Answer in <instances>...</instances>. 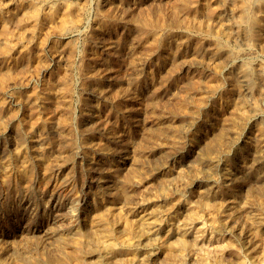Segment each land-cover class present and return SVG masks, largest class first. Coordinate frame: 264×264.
Here are the masks:
<instances>
[{"label":"rangeland","instance_id":"obj_1","mask_svg":"<svg viewBox=\"0 0 264 264\" xmlns=\"http://www.w3.org/2000/svg\"><path fill=\"white\" fill-rule=\"evenodd\" d=\"M5 1L0 0V264H264V25L257 33L260 44H246L236 20L246 0H208L198 8L204 1L110 0L114 11L107 16L103 0ZM30 2L42 6L35 21L27 15ZM220 10L228 17L223 30L212 18ZM225 39L234 40L233 53H226ZM241 68H248L254 82L245 88L234 76Z\"/></svg>","mask_w":264,"mask_h":264},{"label":"bare ground","instance_id":"obj_2","mask_svg":"<svg viewBox=\"0 0 264 264\" xmlns=\"http://www.w3.org/2000/svg\"><path fill=\"white\" fill-rule=\"evenodd\" d=\"M5 1V0H4ZM37 1V0H36ZM47 1H50V0H47ZM46 1V2H47ZM70 1V0H69ZM80 1V0H79ZM85 1V0H84ZM160 1V0H159ZM167 1V0H166ZM170 1V0H169ZM168 1V2H169ZM201 1H204L202 4H200V5H198L197 6V8L199 7V6H206L207 5V2H208V0H201ZM212 1V0H211ZM238 0H228V3H236ZM6 2V1H5ZM18 2H20L19 0H18ZM23 2V1H22ZM55 2V1H54ZM58 2V1H57ZM83 2V1H82ZM88 2V1H87ZM121 2V1H120ZM125 2V1H124ZM129 2V1H128ZM132 2V1H131ZM153 2V1H152ZM151 2V3H152ZM156 2V1H155ZM154 2V3H155ZM161 2V1H160ZM45 3V2H44ZM89 3V2H88ZM99 3V2H98ZM170 3V2H169ZM219 3H221V2H219ZM224 3H226V0L224 1ZM54 4V3H53ZM53 4H51V3H49L46 7L47 8H49L50 10L51 9H54V5ZM132 4V3H131ZM157 4V3H156ZM180 4V3H179ZM178 4V5H179ZM185 4V3H184ZM198 4V3H197ZM218 4V3H217ZM57 5V4H56ZM81 5V4H80ZM163 5H165L164 3H163ZM177 5V6H178ZM187 5V4H186ZM191 5V4H190ZM195 5V4H194ZM4 6V5H3ZM9 6V5H8ZM131 6V5H130ZM134 6V5H133ZM144 6V5H143ZM175 6V5H174ZM184 6V5H183ZM189 6V5H188ZM214 6V5H213ZM233 6V5H232ZM237 6V5H236ZM5 7H6V5H5ZM20 7V6H19ZM103 7L105 8V11H104V14L103 15H105L106 14V16L107 15H111V14H113V12H112V4H111V1L110 0H103ZM137 7V6H136ZM142 7V6H141ZM163 7V6H162ZM27 8V7H26ZM41 8H42V6H41V4H39V3H37V2H30L29 3V7H28V9H27V15L29 16V20H31V21H35V19L38 17V15H39V12H40V10H41ZM88 8V7H87ZM156 8V7H155ZM161 8V7H160ZM174 8V7H173ZM222 8V7H221ZM17 9V8H16ZM15 9V10H16ZM96 10V9H95ZM139 10V9H138ZM161 10V9H160ZM9 11V10H8ZM92 11V10H91ZM114 11V10H113ZM203 11H204V9H203ZM218 11V10H217ZM24 12V11H23ZM155 12V11H154ZM181 12V11H180ZM233 12V11H232ZM7 13V12H6ZM85 13H86V10H85ZM101 13V12H100ZM108 13V14H107ZM186 13V12H185ZM226 13V12H225ZM11 14V13H10ZM16 14V13H15ZM126 14V13H125ZM147 14V13H146ZM175 14V13H174ZM193 14V13H192ZM202 14V13H201ZM206 14V13H205ZM223 13H222V11L220 10V12L217 14V15H214V16H212V18L214 19V21H215V25H214V27L216 28V27H219V28H221L222 29V27H224V29H226L225 27L228 25V17L227 18H225V17H223V15H222ZM20 15H22V14H20ZM88 15V14H87ZM143 15V14H142ZM194 15V14H193ZM212 15V14H211ZM210 15V16H211ZM18 16V15H17ZM90 16H91V14H90ZM102 16V15H101ZM118 16V15H117ZM134 16V15H133ZM208 16V15H207ZM105 17V16H104ZM198 17V16H197ZM206 17V16H205ZM110 18V17H109ZM112 18V17H111ZM170 18H172V17H170ZM2 19V18H1ZM16 19V18H15ZM20 19H21V17H20ZM59 19V18H58ZM77 19V18H76ZM75 19V20H76ZM108 19V18H107ZM154 19V18H153ZM174 19V18H173ZM181 19V18H180ZM187 19V18H186ZM195 19V18H194ZM17 20V19H16ZM37 20V19H36ZM52 20H53V18H52ZM89 20V19H88ZM87 20V21H88ZM103 20V19H102ZM148 20V19H147ZM230 20H232V18L230 19ZM237 21H238V23H239V25L242 27V29H243V38H245V41H246V44L250 41L251 43H253V44H260L259 42H260V40H259V36L257 37V33L263 28L262 26L264 25V0H249V1H244V2H241L240 3V6H239V9H238V14H237V19H236ZM14 21V20H13ZM39 21V20H38ZM73 21H74V19H73ZM126 21V20H125ZM166 21V20H165ZM180 21V20H179ZM184 21H186V20H184ZM15 22V21H14ZM42 22V21H41ZM81 22V21H80ZM3 23H6V22H3ZM72 23V22H71ZM75 23V22H74ZM84 23V22H83ZM115 23V22H114ZM142 23V22H141ZM206 23V22H205ZM232 23H234L233 21H232ZM22 24H23V22H22ZM69 24V23H68ZM81 24V23H80ZM88 24V23H87ZM135 24V23H134ZM197 24H198V22H197ZM203 24V23H202ZM235 24V23H234ZM3 25V24H2ZM11 25L14 27V25L12 24V22H11ZM41 25V24H40ZM67 25V24H66ZM74 25V24H73ZM107 25V24H106ZM114 25V24H113ZM125 25V24H124ZM145 25H146V23H145ZM155 25H157V24H155ZM162 25V24H161ZM167 25V24H166ZM187 25V24H186ZM185 25V26H186ZM191 25H193L192 23H191ZM7 26V25H6ZM21 26V25H20ZM135 26V25H134ZM133 26V27H134ZM169 26V25H168ZM195 26V25H194ZM199 26V25H198ZM208 26V25H207ZM111 27V26H110ZM139 27V26H138ZM167 27V26H166ZM210 27H211V25H210ZM213 27V26H212ZM213 27V28H214ZM12 28V27H11ZM18 28V27H17ZM105 28V27H104ZM126 28V27H125ZM150 28V27H149ZM154 28V27H153ZM176 28H177V26H176ZM175 28V29H176ZM202 28V27H201ZM206 28V27H205ZM209 28V27H208ZM233 28V27H232ZM14 29H16V28H14ZM94 29V28H93ZM111 29H113V28H111ZM129 29H130V27H129ZM198 29L199 30H201L199 27H198ZM204 28H202V30H203ZM209 29H211V28H209ZM229 29V28H228ZM231 29V28H230ZM229 29V30H230ZM2 30H3V28H2ZM10 30V29H9ZM18 30H19V28H18ZM70 30V29H69ZM72 30V29H71ZM90 30V29H89ZM92 30V29H91ZM145 30V29H144ZM149 30V29H148ZM157 30V29H156ZM163 30V29H162ZM192 30H193V27H192ZM197 30V29H196ZM198 30V31H199ZM217 29H215V31H216ZM220 30V29H219ZM223 30V29H222ZM21 31V30H20ZM124 31V30H123ZM166 31V30H165ZM181 31V30H180ZM179 31V32H180ZM197 31V32H198ZM225 31V30H224ZM231 31V30H230ZM7 32V31H6ZM17 32H19V31H17ZM67 32V31H66ZM83 32V31H82ZM92 32V31H91ZM94 32V31H93ZM100 32H101V30H100ZM136 32V31H135ZM145 32V31H144ZM150 32V31H149ZM163 32V31H162ZM202 32V31H201ZM209 32H211V31H209ZM209 32H205V35H208L209 34ZM227 32V31H226ZM23 33H24V31H23ZM22 33V34H23ZM34 33H36V32H34ZM106 33V32H105ZM126 33H127V31H126ZM165 33V32H164ZM176 33V32H175ZM183 33H185V32H183ZM182 33V34H183ZM212 33V32H211ZM234 33H235V31H234ZM58 34V33H57ZM72 34V33H71ZM75 34V33H74ZM147 34V33H146ZM180 34V33H179ZM227 34H228V32H227ZM263 34V33H262ZM3 35V34H2ZM17 35V34H16ZM18 35H21V33H19ZM90 35V34H89ZM142 35V34H141ZM149 35V34H148ZM159 34L157 33V36H158ZM164 35V34H163ZM204 35V36H205ZM213 35H215V34H213ZM236 35V34H235ZM261 35V34H260ZM27 36V35H26ZM47 36H49V35H47ZM113 36H115V35H113ZM121 36V35H120ZM134 36V35H133ZM147 36V35H146ZM216 36H217V34H216ZM22 37V36H21ZM58 37V36H57ZM76 37V36H75ZM93 37V36H92ZM112 37V36H111ZM124 37V36H123ZM154 37H156V36H154ZM172 37V36H171ZM180 37V36H179ZM207 37V36H206ZM220 37V36H219ZM27 38V37H26ZM60 38V37H59ZM83 38V37H82ZM152 38V37H151ZM158 38V37H157ZM220 38H223V36L222 37H220ZM238 38V37H237ZM236 38V39H237ZM24 39H25V37H24ZM32 39V38H31ZM46 39H48V38H46ZM92 39V38H91ZM173 39H175V38H173ZM3 40L5 41V42H10L11 41V37L10 36H8V35H5L4 37H3ZM26 40V39H25ZM161 40V39H160ZM183 40V39H182ZM187 40V39H186ZM218 40V39H217ZM244 40V39H243ZM86 41V40H85ZM84 41V42H85ZM110 41V40H109ZM117 41V40H116ZM187 41H189V40H187ZM209 41V40H208ZM233 41L234 40H228V39H225L224 40V42H227V44H226V48H225V51H226V53H233L232 52V47L230 46V44H229V42L230 43H232L233 44ZM241 41V40H240ZM244 41V42H245ZM264 41V40H263ZM23 42V41H22ZM92 42H95V43H98V41H97V37H94L93 38V40H92ZM148 42V41H147ZM149 42H151V41H149ZM154 42V41H153ZM197 42V41H196ZM235 42H236V40H235ZM30 43V42H29ZM74 43V42H73ZM81 43V42H80ZM86 43V42H85ZM129 43V42H128ZM131 43V42H130ZM136 43V42H135ZM143 43V42H142ZM161 43H162V41H161ZM182 43V42H181ZM186 43V42H185ZM184 43V44H185ZM144 44V43H143ZM151 44V43H150ZM180 44V43H179ZM189 44V43H188ZM244 44V43H243ZM160 45V44H159ZM176 45V44H175ZM178 45V44H177ZM221 45H222V43H221ZM220 45V46H221ZM242 45V44H241ZM245 45V44H244ZM40 46V45H39ZM45 46V45H44ZM65 46V45H64ZM78 46H79V44H78ZM93 46H94V44H93ZM130 46V45H129ZM135 46H137V44L135 45ZM196 46V45H195ZM200 46H202L201 44H200ZM207 46V45H206ZM224 46V45H223ZM254 46V45H253ZM7 47V46H6ZM134 47V46H133ZM181 47H182V45H181ZM248 47V46H247ZM46 48V47H45ZM85 48H87V47H85ZM96 48V47H95ZM128 48V47H127ZM154 48V47H153ZM164 48V47H163ZM203 48V47H202ZM207 48V47H206ZM250 48H252V47H250ZM1 49V48H0ZM13 49V48H12ZM25 49V48H24ZM82 49V48H81ZM241 49V48H240ZM258 49V48H257ZM5 50V49H4ZM47 50V49H46ZM74 50V49H73ZM72 50V51H73ZM83 51H84V49H82ZM129 50V49H128ZM196 50V49H195ZM202 50V49H201ZM204 50V49H203ZM215 49H213V51H214ZM220 50V49H219ZM236 50V49H235ZM12 51V50H11ZM103 51V50H102ZM112 51V50H111ZM110 51V52H111ZM114 51H116V50H114ZM171 51V50H170ZM185 51V50H184ZM209 51V50H208ZM212 51V50H211ZM245 51V50H244ZM243 51V52H244ZM256 51V50H255ZM1 52V51H0ZM7 52V51H6ZM43 52V51H42ZM88 52V51H87ZM91 52V51H90ZM156 52V51H155ZM215 52V51H214ZM242 52V53H243ZM253 52V51H252ZM8 53V52H7ZM21 53V52H20ZM73 53V52H72ZM106 53V52H105ZM136 53V52H135ZM134 53V54H135ZM138 53V52H137ZM160 53V52H159ZM191 53V52H190ZM221 53V52H220ZM222 53H223V51H222ZM238 53V52H237ZM247 53H249L248 51H247ZM251 53V52H250ZM254 53V52H253ZM259 53V52H258ZM263 53V52H262ZM0 54H2V53H0ZM24 54V53H23ZM34 54V53H33ZM40 54V53H39ZM45 54V53H44ZM54 54V53H53ZM70 54V53H69ZM116 54V53H115ZM173 54V53H172ZM198 54V53H197ZM201 54V53H200ZM199 54V55H200ZM218 54V53H217ZM235 54V53H234ZM239 54V53H238ZM264 54V53H263ZM3 55V54H2ZM1 55V56H2ZM110 55H111V53H110ZM136 55V54H135ZM135 55H134V57H135ZM159 55V54H158ZM188 55V54H187ZM213 55V54H212ZM5 56V55H4ZM21 56V55H20ZM30 56V55H29ZM90 56V55H89ZM103 56V55H102ZM109 56V55H108ZM147 56V55H146ZM189 56V55H188ZM251 56H253V55H251ZM256 56V55H255ZM51 57V56H50ZM71 57V56H70ZM82 57V56H81ZM117 57V56H116ZM142 57V56H141ZM199 57H201V56H199ZM67 58H69L68 56H67ZM105 58V57H104ZM122 58V57H121ZM120 58V59H121ZM144 58V57H143ZM148 58V57H147ZM165 58V57H164ZM182 58V57H181ZM248 58V57H247ZM256 58V57H255ZM71 59V58H70ZM100 59V58H99ZM127 59V58H126ZM128 59H130V58H128ZM140 59V58H139ZM180 59V58H179ZM185 59V58H184ZM201 59V58H200ZM241 59V58H240ZM15 60V59H14ZM31 60V59H30ZM82 60V59H81ZM109 60V59H108ZM117 60V59H116ZM123 60V59H122ZM131 60V59H130ZM133 60V59H132ZM189 60H190V57H189ZM191 60H193V58L191 59ZM208 60V59H207ZM215 60V59H214ZM2 61V60H1ZM65 61V60H64ZM87 61V60H86ZM174 61V60H173ZM185 61V63H186V60H184ZM183 61V62H184ZM202 61V60H201ZM221 61V60H220ZM224 61V60H223ZM230 61V60H229ZM249 61V60H248ZM254 61V60H253ZM51 62V61H50ZM49 62V63H50ZM77 62V61H76ZM110 62V61H109ZM143 62V61H142ZM191 62V61H190ZM225 62V61H224ZM223 62V63H224ZM104 63V62H103ZM151 63V62H150ZM179 63V62H178ZM181 63V62H180ZM222 63V64H223ZM15 64V63H14ZM45 65L47 64V63H44ZM113 64V63H112ZM120 64V63H119ZM156 64V63H155ZM158 64V63H157ZM219 64V63H218ZM258 64V63H257ZM5 65V64H4ZM79 65H80V63H79ZM154 65V64H153ZM189 65V64H188ZM207 65V64H206ZM205 65V66H206ZM229 65V64H228ZM50 66V65H49ZM48 66V67H49ZM52 66V65H51ZM74 65H72V67H73ZM83 66V65H82ZM105 67H106V65H104ZM114 66V65H113ZM130 66V65H129ZM134 66V65H133ZM196 66V65H195ZM211 66V65H210ZM258 66V65H257ZM65 67V66H64ZM103 67V66H102ZM116 67V66H115ZM119 67V66H118ZM175 67V66H174ZM203 67V66H202ZM212 67V66H211ZM214 67V66H213ZM225 67V66H224ZM76 68V67H75ZM90 68V67H89ZM104 68V67H103ZM112 68V67H111ZM114 68V67H113ZM169 68V67H168ZM258 68V67H257ZM47 69V68H46ZM101 69V68H100ZM118 69H120V68H118ZM162 69V68H161ZM171 69V68H170ZM176 69H177V67H176ZM213 69V68H212ZM217 69V68H216ZM216 69H215V71H216ZM221 69V68H220ZM224 69V68H223ZM236 69V68H235ZM141 70V69H140ZM149 70V69H148ZM180 70V69H179ZM187 70V69H186ZM199 70V69H198ZM239 70V69H238ZM263 70V69H262ZM3 71V70H2ZM1 71V72H2ZM12 70H10L9 72H11ZM49 71H50V69H49ZM145 71V70H144ZM202 71H203V69H202ZM214 71V72H215ZM225 71V70H224ZM43 72V71H42ZM73 72V71H72ZM71 72V73H72ZM98 72V71H97ZM123 72V71H122ZM128 72V71H127ZM165 72V71H164ZM172 72V71H171ZM216 72H218V71H216ZM220 72V71H219ZM237 72V71H236ZM76 73V72H75ZM104 73V72H103ZM126 73V72H125ZM135 73V72H134ZM160 73V72H159ZM102 74V73H101ZM162 74V73H161ZM200 74V73H199ZM233 74V73H232ZM235 74V73H234ZM129 75V74H128ZM203 75V74H202ZM215 75V74H214ZM217 75V74H216ZM226 75H228V74H226ZM38 76V75H37ZM67 76V75H66ZM103 76V75H102ZM131 76V75H130ZM149 76V75H148ZM206 76V75H205ZM234 76H236V80L240 83V85H241V87L243 88H245L246 86H248V85H250L252 82H253V80H252V77H251V74H249V70H248V68L246 69H242L241 68V70H239L238 72H237V74L236 75H234ZM30 77V76H29ZM154 77L155 76H153V79H154ZM208 77V76H207ZM227 77H229V75L227 76ZM261 77V76H260ZM39 78V77H38ZM76 78V77H75ZM81 78V77H80ZM96 78V77H95ZM102 78V77H101ZM104 78V77H103ZM107 78V77H106ZM117 78V77H116ZM118 78H120V77H118ZM194 78V77H193ZM215 78V77H214ZM33 79V78H32ZM41 79V78H40ZM93 79V78H92ZM156 79V78H155ZM154 79V80H155ZM181 79H183V78H181ZM210 79V78H209ZM213 79V78H212ZM216 79V78H215ZM104 80V79H103ZM112 80V79H111ZM149 80V79H148ZM158 80V79H157ZM232 80V79H231ZM62 81V80H61ZM61 81H59V82H61ZM65 81V80H64ZM63 81V82H64ZM143 81V80H142ZM201 81H202V79H201ZM120 82V81H119ZM184 82V81H183ZM183 82H181V83H183ZM186 82V81H185ZM189 82V81H188ZM192 82H194V81H192ZM35 83V82H34ZM70 83V82H69ZM98 83V82H97ZM112 83H114V82H112ZM123 83V82H122ZM158 83V82H157ZM178 83V82H177ZM195 83V82H194ZM199 83V82H198ZM198 83H197V85H198ZM203 83V82H202ZM211 83H214V82H210V83H208V85L209 84H211ZM218 83V82H217ZM235 83V82H234ZM254 83V82H253ZM12 84V83H11ZM13 84H15V83H13ZM51 84V83H50ZM72 84V83H71ZM90 84V83H89ZM102 84V83H101ZM142 84V83H141ZM189 84V83H188ZM17 85V84H16ZM27 85V84H26ZM64 85V84H63ZM107 85V84H106ZM109 85V84H108ZM120 85H122V84H120ZM140 85V84H139ZM153 85H155V84H153ZM167 85V84H166ZM213 86H214V84H212ZM216 85V84H215ZM220 85V84H219ZM218 85V86H219ZM1 86H2V84H1ZM4 86V85H3ZM11 86V85H10ZM29 86V85H28ZM58 86V85H57ZM61 86V85H60ZM71 86V85H70ZM116 86V85H115ZM114 86V87H115ZM126 86V85H125ZM130 86V85H129ZM151 86V85H150ZM210 86V85H209ZM4 87H6V86H4ZM36 88H37V86H35ZM41 87H42V85H41ZM59 87V86H58ZM74 87V86H73ZM92 87V86H91ZM122 87H123V85H122ZM179 87H181V86H179ZM198 87V86H197ZM201 87V86H200ZM231 87V86H230ZM233 87V86H232ZM231 87V88H232ZM240 87V88H241ZM7 88V87H6ZM23 88V87H22ZM34 88V87H33ZM70 88V87H69ZM85 88V87H84ZM102 88H103V86H102ZM127 88H128V86H127ZM131 88V87H130ZM145 88V87H144ZM192 88V87H191ZM199 88V87H198ZM208 88V87H207ZM219 88V87H218ZM224 88V87H223ZM222 88V89H223ZM225 88H227V87H225ZM239 88V87H238ZM257 88V87H256ZM21 89V88H20ZM55 89H57V88H55ZM63 89H65V88H63ZM86 89V88H85ZM87 89H89V88H87ZM98 89V88H97ZM113 89V88H112ZM195 89V88H194ZM206 89V88H205ZM209 89V88H208ZM12 90V89H11ZM16 90V89H15ZM17 90H19V89H17ZM27 90H28V88H27ZM62 90V89H61ZM115 90V89H114ZM114 90H112V93H113V91ZM134 90V89H133ZM132 90V91H133ZM139 90V89H138ZM144 90V89H143ZM148 90V89H147ZM176 90V89H175ZM190 90V89H189ZM193 90V89H192ZM201 90V89H200ZM241 90V89H240ZM243 90V89H242ZM245 90H247V89H245ZM245 90H244V93H245ZM37 91V90H36ZM67 91V90H66ZM83 91V90H82ZM91 91V90H90ZM107 91V90H106ZM142 91V90H141ZM146 91V90H145ZM171 91V90H170ZM177 91V90H176ZM199 91V90H198ZM238 91V90H237ZM249 91V90H248ZM10 92V91H9ZM17 92V91H16ZM89 92V91H88ZM109 92V91H108ZM166 92H169V91H166ZM173 92V91H172ZM177 92H179V91H177ZM247 92V91H246ZM19 93V92H18ZM22 93V92H21ZM46 93V92H45ZM63 93V92H62ZM66 93V92H65ZM96 93V92H95ZM119 93H120V91H119ZM136 93V92H135ZM141 93V92H140ZM170 93V92H169ZM180 93V92H179ZM182 93V92H181ZM211 93V92H210ZM209 93V94H210ZM221 93V92H220ZM226 93V92H225ZM231 93V92H230ZM251 93V92H250ZM50 94H52V93H50ZM101 94H103V93H101ZM167 94V93H166ZM189 94V93H188ZM195 94V93H194ZM238 94V93H237ZM243 94V93H242ZM9 95V94H8ZM35 95V94H34ZM61 95V94H60ZM59 95V96H60ZM63 95V94H62ZM61 95V96H62ZM67 95V94H66ZM114 95V94H113ZM128 95V94H127ZM142 95V94H141ZM144 95H145V93H144ZM143 95V96H144ZM158 95V94H157ZM161 95V94H160ZM179 95V94H178ZM183 95H184V93H183ZM202 95V94H201ZM208 95V94H207ZM214 95V94H213ZM216 95V94H215ZM221 95V94H220ZM223 95V94H222ZM231 95V94H230ZM3 96V95H2ZM10 96V95H9ZM13 96V95H12ZM25 96V95H24ZM83 96H85V95H83ZM82 96V97H83ZM89 96V95H88ZM108 96V95H107ZM137 96V95H136ZM138 96H139V94H138ZM182 96V95H181ZM224 96V95H223ZM227 96V95H226ZM242 96V95H241ZM240 96V97H241ZM258 96H260L259 94H258ZM8 97V96H7ZM36 97V96H35ZM121 97V96H120ZM169 97V96H168ZM173 97V96H172ZM218 97V96H217ZM239 97V96H238ZM239 97V98H240ZM244 97V96H243ZM246 97H250L249 95L248 96H246ZM257 97V96H256ZM3 98V97H2ZM6 98V97H5ZM44 98H46V97H44ZM52 98V97H51ZM69 98V97H68ZM84 98V97H83ZM99 98V97H98ZM138 98V97H137ZM152 98H153V96H152ZM171 98V97H170ZM182 98V97H181ZM184 98V97H183ZM214 98V97H213ZM236 98V97H235ZM10 99V98H9ZM61 99V98H60ZM65 99V98H64ZM91 99V98H90ZM110 100L112 99V98H109ZM155 99H156V97H155ZM168 99V98H167ZM209 99H211L210 97H209ZM219 99V98H218ZM227 99V98H226ZM225 99V100H226ZM232 99V98H231ZM251 99V98H250ZM12 100V99H11ZM19 100V99H18ZM31 100V99H30ZM51 100V99H50ZM56 100V99H55ZM79 100V99H78ZM84 100H85V98H84ZM113 100V99H112ZM126 100V99H125ZM128 100V99H127ZM152 100V99H151ZM172 100V99H171ZM181 100V99H180ZM229 100V99H228ZM246 100V99H245ZM1 101V100H0ZM33 101V100H32ZM34 101H36V100H34ZM33 101V102H34ZM46 101V100H45ZM61 101V100H60ZM103 101V100H102ZM106 101V100H105ZM173 101V100H172ZM178 101V100H177ZM224 101V100H223ZM231 101V100H230ZM237 101V100H236ZM2 102V101H1ZM8 102V101H7ZM27 102V101H26ZM48 102V101H47ZM46 102V103H47ZM50 102V101H49ZM85 102H86V100H85ZM99 102V101H98ZM109 102V101H108ZM129 102V101H128ZM132 102V101H131ZM163 102H164V100H163ZM163 102H161V104L163 103ZM178 102H180V101H178ZM191 102V101H190ZM212 102V101H211ZM217 102V101H216ZM232 102V101H231ZM239 102V101H238ZM241 102H243V101H241ZM247 102V101H246ZM253 102V101H252ZM251 102V103H252ZM21 103V102H20ZM70 103V102H69ZM101 103V102H100ZM171 103V102H170ZM189 103V102H188ZM200 103V102H199ZM248 103V102H247ZM0 104H2V103H0ZM10 104V103H9ZM29 104V103H28ZM37 104V103H36ZM35 104V105H36ZM40 104V103H39ZM50 104V103H49ZM48 104V105H49ZM79 104V103H78ZM86 104V103H85ZM127 104V103H126ZM140 104H141V102H140ZM154 104V103H153ZM169 104V103H168ZM177 104V103H176ZM206 105H207V103H205ZM210 104V103H209ZM227 104V103H226ZM226 104H225V106H226ZM232 104V103H231ZM238 104V103H237ZM44 106H45V104H43ZM51 105V104H50ZM70 105V104H69ZM93 105V104H92ZM112 105V104H111ZM186 105V104H185ZM196 105V104H195ZM217 105V104H216ZM21 106V105H20ZM30 106V105H29ZM40 106V105H39ZM55 106V105H54ZM134 106V105H133ZM163 106V105H162ZM165 106V105H164ZM176 106V105H175ZM183 106V105H182ZM205 106V105H204ZM58 107V106H57ZM73 107V106H72ZM84 107V106H83ZM86 107V106H85ZM84 107V108H85ZM113 107V106H112ZM125 107H127V106H125ZM157 107V106H156ZM176 107H178V106H176ZM198 107V106H197ZM209 107V106H208ZM41 108V107H40ZM88 108V107H87ZM105 108V107H104ZM135 108V107H134ZM223 108V107H222ZM243 108V111H244V107H242ZM246 108V107H245ZM8 109V108H7ZM61 109V108H60ZM115 109V108H114ZM125 109V108H124ZM150 109V108H149ZM148 109V110H149ZM185 109V108H184ZM193 109V108H192ZM203 109V108H202ZM205 109V108H204ZM229 109V108H228ZM236 109H238V108H236ZM65 110V109H64ZM66 110H67V108H66ZM129 110V109H128ZM174 110V109H173ZM176 110H178L179 111V109H176ZM188 110V109H187ZM8 111V110H7ZM83 111V110H82ZM87 111V110H86ZM125 111V110H124ZM132 111H133V109H132ZM171 111V110H170ZM185 111H186V109H185ZM242 111V110H241ZM45 112V111H44ZM104 112H106V111H104ZM142 112V111H141ZM159 112V111H158ZM204 112V111H203ZM208 112H210V111H208ZM256 112V111H255ZM41 113V112H40ZM58 113H60V112H58ZM57 113V114H58ZM64 113V112H63ZM97 113V112H96ZM101 113V112H100ZM99 113V114H100ZM126 113V112H125ZM138 113V112H137ZM157 113V112H156ZM172 113V112H171ZM181 113V112H180ZM190 113V112H189ZM206 113H207V111H206ZM205 113V114H206ZM227 113V112H226ZM253 113V112H252ZM258 113V112H257ZM263 113V112H262ZM33 114V113H32ZM53 114V113H52ZM54 114H55V112H54ZM53 114V115H54ZM89 114H91V113H89ZM119 114V113H118ZM164 114V113H163ZM170 114V113H169ZM173 114V113H172ZM186 114V113H185ZM211 114V113H210ZM243 114V113H242ZM75 115V114H74ZM188 115V114H187ZM195 115H197V114H195ZM203 115V114H202ZM216 115V114H215ZM257 114H255L254 116H256ZM31 116V115H30ZM37 116V115H36ZM47 116V115H46ZM102 116V115H101ZM190 116V115H189ZM191 116H193V115H191ZM206 116V115H205ZM238 116V115H237ZM35 117V116H34ZM53 117V116H52ZM73 117V116H72ZM110 117V116H109ZM119 117V116H118ZM129 117H131V116H129ZM139 117V116H138ZM141 117V116H140ZM198 117V116H197ZM204 117V116H203ZM240 117V116H239ZM40 118V117H39ZM86 118V117H85ZM100 118V117H99ZM111 118V117H110ZM110 118H109V120H110ZM132 118V117H131ZM164 118V117H163ZM211 118V117H210ZM58 119V118H57ZM65 119V118H64ZM96 119V118H95ZM101 119V118H100ZM149 119V118H148ZM159 119V118H158ZM207 119V118H206ZM229 119V118H228ZM250 119V118H249ZM66 120V119H65ZM75 120H76V117H75ZM92 120H94L93 118H92ZM117 120V119H116ZM136 120V119H135ZM142 120V119H141ZM140 120V121H141ZM171 120V119H170ZM185 120V119H184ZM194 120V119H193ZM222 120V119H221ZM253 120V119H252ZM44 121V120H43ZM57 121V120H56ZM59 121V120H58ZM95 121H97V120H94V121H92V122H95ZM113 121V120H112ZM168 121V120H167ZM175 121V120H174ZM173 121V122H174ZM224 121V120H223ZM227 121V120H226ZM238 121V120H237ZM248 121V120H247ZM256 121V120H255ZM40 122V121H39ZM54 122V121H53ZM63 122H65V121H63ZM82 122V121H81ZM130 122H132V121H130ZM157 122V121H156ZM181 122V121H180ZM215 122V121H214ZM242 122V121H241ZM60 123H62V122H60ZM91 123V122H90ZM122 123V122H121ZM126 123H127V121H126ZM134 123V122H133ZM141 123V122H140ZM206 123V122H205ZM212 123V122H211ZM248 123V122H247ZM258 123V122H257ZM38 124V123H37ZM44 124H45V122H44ZM82 124V123H81ZM128 124V123H127ZM160 124H162V123H160ZM173 124V123H172ZM231 124V123H230ZM233 124V123H232ZM235 124V123H234ZM33 125V124H32ZM40 125V124H39ZM52 125V124H51ZM56 125V124H55ZM63 125V124H62ZM69 125H71V124H69ZM79 125V124H78ZM122 125V124H121ZM134 125V124H133ZM183 125V124H182ZM201 125V124H200ZM202 125H204V124H202ZM248 125V124H247ZM34 126V125H33ZM80 126V125H79ZM86 126H88V125H86ZM141 126V125H140ZM139 126V127H140ZM146 126V125H145ZM186 126V125H185ZM195 126V125H194ZM198 126V125H197ZM220 126H224V125H220ZM225 126H227L228 127V125H225ZM232 126V125H231ZM230 126V127H231ZM234 126H236V125H234ZM31 127V126H30ZM44 127V126H43ZM75 127H77L76 125H75ZM200 127V126H199ZM208 127V126H207ZM238 127V126H237ZM66 128V127H65ZM79 128V127H78ZM181 128V127H180ZM185 128V127H184ZM187 128V127H186ZM185 128V129H186ZM190 128V127H189ZM203 128V127H202ZM201 128V129H202ZM218 128V127H217ZM256 128V127H255ZM260 128V127H259ZM44 129V128H43ZM93 129V128H92ZM102 129V128H101ZM108 129V128H107ZM129 129V128H128ZM142 129V128H141ZM144 129H145V127H144ZM151 129V128H150ZM184 129V130H185ZM195 129V128H194ZM228 129V128H227ZM238 129V128H237ZM13 130V129H12ZM33 130V129H32ZM42 130V129H41ZM94 130V129H93ZM97 130V129H96ZM118 130V129H117ZM125 130V129H124ZM127 130V129H126ZM131 130V129H130ZM155 130V129H154ZM164 130V129H163ZM239 130V129H238ZM245 130V129H244ZM1 131V130H0ZM31 131V130H30ZM72 131H73V129H72ZM80 131V130H79ZM99 131V130H98ZM110 131V130H109ZM151 131V130H150ZM186 131V130H185ZM215 131V130H214ZM217 131V130H216ZM16 132V131H15ZM14 132V133H15ZM47 132V131H46ZM59 132H60V130H59ZM70 132V131H69ZM194 132V131H193ZM202 132V131H201ZM200 132V133H201ZM233 132V131H232ZM235 132V131H234ZM29 133H31V132H29ZM39 133V132H38ZM37 133V134H38ZM81 133V132H80ZM84 133V132H83ZM89 133H91V132H89ZM109 133V132H108ZM129 133V132H128ZM169 133H170V131H169ZM197 133L198 134H200L198 131H197ZM222 133V132H221ZM224 133V132H223ZM254 133V132H253ZM262 133V132H261ZM264 133V132H263ZM59 134V133H58ZM61 134V133H60ZM74 134V133H73ZM126 134V133H125ZM147 134V133H146ZM192 134V133H191ZM228 134V133H227ZM233 134V133H232ZM248 134V133H247ZM6 135H8V134H6ZM21 135V134H20ZM56 135V134H55ZM105 135H106V133H105ZM116 135V134H115ZM121 135V134H120ZM124 135V134H123ZM204 135V134H203ZM206 135V134H205ZM237 135V134H236ZM2 136V135H1ZM10 136H12V135H10ZM41 136V135H40ZM231 136V135H230ZM250 136V135H249ZM253 135H251V137H252ZM24 137H25V135H24ZM27 137V136H26ZM89 137V136H88ZM97 137V136H96ZM100 137V136H99ZM122 137V136H121ZM148 137V136H147ZM150 137V136H149ZM171 137V136H170ZM169 137V138H170ZM179 137V136H178ZM184 136H182V138H183ZM186 137V136H185ZM203 137V136H202ZM240 137V136H239ZM258 137V136H257ZM15 138V137H14ZM16 138H18V137H16ZM42 138V137H41ZM40 138V139H41ZM58 138V137H57ZM72 138V137H71ZM140 138V137H139ZM151 138V137H150ZM153 138V137H152ZM168 138V137H167ZM190 138H192V137H190ZM195 138V137H194ZM199 138V137H198ZM211 138V137H210ZM228 138V137H227ZM245 138V137H244ZM256 138V137H255ZM20 139V138H19ZM48 139H49V137H48ZM48 139H47V141H48ZM65 139H66V137H65ZM109 139V138H108ZM112 139H114V138H112ZM122 139V138H121ZM181 139V138H180ZM186 139V138H185ZM209 139V138H208ZM2 140V139H1ZM32 140V139H31ZM34 140V139H33ZM42 140H43V138H42ZM59 140V139H58ZM79 140V139H78ZM98 140V139H97ZM150 140V139H149ZM196 140V139H195ZM231 140V139H230ZM245 140V139H244ZM6 141V140H5ZM5 141H4V143H5ZM46 141V140H45ZM46 141V142H47ZM57 141V140H56ZM111 141V140H110ZM109 141V142H110ZM118 141V140H117ZM125 141V140H124ZM126 141H129L128 139H126ZM145 141V140H144ZM151 141V140H150ZM149 141V142H150ZM156 141H157V139H156ZM155 141V142H156ZM205 141V140H204ZM211 141V140H210ZM256 141V140H255ZM3 142V141H2ZM17 142V141H16ZM68 142V141H67ZM81 142V141H80ZM85 142V141H84ZM89 142V141H88ZM133 142V141H132ZM136 142V141H135ZM140 142V141H139ZM147 142V141H146ZM161 142V141H160ZM163 142V141H162ZM166 142V141H165ZM233 142V141H232ZM231 142V143H232ZM264 142V141H263ZM9 143V142H8ZM20 143V142H19ZM66 143V142H65ZM112 143V142H111ZM126 143V142H125ZM153 143V142H152ZM158 143V142H157ZM168 143V142H167ZM174 142H172V144H173ZM176 143V142H175ZM198 143V142H197ZM235 143V142H234ZM240 143V142H239ZM250 143V142H249ZM72 144H74V143H72ZM94 144V143H93ZM133 144V143H132ZM143 144V143H142ZM156 144V143H155ZM203 144V143H202ZM210 144V143H209ZM3 145V144H2ZM16 145V144H15ZM71 145V144H70ZM69 145V146H70ZM75 145V144H74ZM87 145V144H86ZM85 145V146H86ZM89 145V144H88ZM153 145H154V143H153ZM217 145H218V143H217ZM234 145V144H233ZM35 146V145H34ZM41 146H43V145H41ZM96 146H98V145H96ZM151 146H152V144H151ZM224 146V145H223ZM24 147H25V145H24ZM51 147V146H50ZM71 147V146H70ZM78 147V146H77ZM107 147V146H106ZM109 147H111L112 148V146H110L109 145ZM114 147V146H113ZM138 147V146H137ZM136 147V148H137ZM214 147V146H213ZM231 147V146H230ZM253 147V146H252ZM9 148V147H8ZM39 148V147H38ZM44 148H45V146H44ZM49 148V147H48ZM55 148V147H54ZM134 148H135V146H134ZM144 148V147H143ZM148 148V147H147ZM146 148V149H147ZM149 148H150V146H149ZM198 148V147H197ZM222 148V147H221ZM225 148V147H224ZM228 148V147H227ZM80 149V148H79ZM108 149V148H107ZM106 149V151H109V149L107 150ZM113 149H115V147L113 148ZM117 149V148H116ZM119 149V148H118ZM123 149H125V148H123ZM145 149V148H144ZM192 149V148H191ZM12 150V149H11ZM40 150V152H41V149H39ZM45 150V149H44ZM58 150H60V149H58ZM95 150V149H94ZM105 150V149H104ZM121 150V149H120ZM139 150V149H138ZM183 150V149H182ZM196 150V149H195ZM220 150V149H219ZM224 150V149H223ZM257 150V149H256ZM30 151V150H29ZM36 151V150H35ZM51 151V150H50ZM71 151V150H70ZM79 151V150H78ZM100 151V150H99ZM115 151V150H114ZM143 151V150H142ZM157 151V150H156ZM209 151V150H208ZM7 152H9V151H7ZM49 152V151H48ZM54 152H55V149H54ZM56 152H57V150H56ZM69 152V151H68ZM102 152V151H101ZM134 152V151H133ZM196 152V151H195ZM224 152V151H223ZM223 152H222V154H223ZM235 152V151H234ZM28 153V152H27ZM104 153V152H103ZM140 153V152H139ZM166 153V152H165ZM2 154V153H1ZM9 154V153H8ZM24 154V153H23ZM63 154V153H62ZM65 154V153H64ZM79 154V153H78ZM114 154V153H113ZM117 154V153H116ZM125 154V153H124ZM171 154V153H170ZM184 154V153H183ZM211 154H212V152H211ZM225 154V153H224ZM25 155V154H24ZM33 155V154H32ZM73 155V154H72ZM138 155V154H137ZM145 155V154H144ZM154 155V154H153ZM233 155V154H232ZM44 156V155H43ZM51 156H52V154H51ZM58 156V155H57ZM129 156V155H128ZM156 156H158V155H156ZM62 157V156H61ZM141 157H144V156H141ZM147 157V156H146ZM167 157V156H166ZM66 158V157H65ZM99 158V157H98ZM112 158V157H111ZM125 158V157H124ZM140 158V157H139ZM158 158H159V156H158ZM181 158V157H180ZM222 158H224V157H222ZM226 158V157H225ZM232 158V157H231ZM235 158V157H234ZM30 159V158H29ZM135 159V158H134ZM155 159V158H154ZM182 159V158H181ZM47 160V159H46ZM52 160V159H51ZM50 160V161H51ZM65 160V159H64ZM72 160V159H71ZM70 160V161H71ZM88 160V159H87ZM92 160V159H91ZM97 160V159H96ZM130 160H132V159H130ZM137 160V159H136ZM147 160V159H146ZM149 160V159H148ZM169 160V159H168ZM190 160V159H189ZM220 160V159H219ZM252 159H250V161H251ZM259 160V159H258ZM25 161V160H24ZM30 161V160H29ZM104 161V160H103ZM133 161V160H132ZM160 161V160H159ZM173 161V160H172ZM180 161V160H179ZM199 161V160H198ZM205 161V160H204ZM204 161H202V162H204ZM249 161V162H250ZM58 162V161H57ZM64 162V161H63ZM88 162V161H87ZM90 162V161H89ZM110 162V161H109ZM135 162V161H134ZM145 162V161H144ZM148 162H150V161H148ZM154 162V161H153ZM157 162H158V160H157ZM171 162V161H170ZM181 162V161H180ZM193 162H195V161H193ZM201 162V163H202ZM214 162H218V158H215L214 159ZM228 162V161H227ZM230 162H232V161H230ZM257 162V161H256ZM263 162V161H262ZM50 163V162H49ZM53 163V162H52ZM59 163V162H58ZM61 163H62V161H61ZM130 163V162H129ZM152 163V162H151ZM225 163V162H224ZM26 164V163H25ZM133 164V163H132ZM142 164H143V162H142ZM153 164V163H152ZM159 164H160V162H159ZM166 164V163H165ZM173 164V163H172ZM195 164V163H194ZM199 164V163H198ZM205 164V163H204ZM253 164V163H252ZM27 165V164H26ZM57 165V164H56ZM56 165L54 166V168L56 167ZM149 165V164H148ZM151 165V164H150ZM213 165V164H212ZM231 165V164H230ZM260 165V164H259ZM28 166V165H27ZM71 166V165H70ZM199 166V165H198ZM201 166V165H200ZM219 166V165H218ZM222 166V165H221ZM227 166V165H226ZM52 167V166H51ZM88 167V166H87ZM114 167V166H113ZM116 167V166H115ZM121 167V166H120ZM136 168H138L137 166H135ZM172 167V166H171ZM197 167V166H196ZM224 167V166H223ZM234 167V166H233ZM56 168H59V167H56ZM55 168V169H56ZM71 168V167H70ZM79 168H81V167H79ZM106 168H107V166H106ZM109 168V167H108ZM128 168V167H127ZM130 168H132V167H130ZM129 168V169H130ZM149 168H151V167H149ZM217 168V167H216ZM232 168V167H231ZM92 169V168H91ZM99 169H100V167H99ZM101 169H102V167H101ZM133 169V168H132ZM177 169H180V168H177ZM182 169V168H181ZM203 169H204V167H203ZM207 169H208V166H207ZM210 169H211V167H210ZM229 169V168H228ZM236 169V168H235ZM48 170V169H47ZM140 170V169H139ZM138 170V171H139ZM143 170V169H142ZM151 170V169H150ZM163 170V169H162ZM173 170V169H172ZM191 169H189V171H190ZM201 170V169H200ZM215 170V169H214ZM225 170V169H224ZM247 170V169H246ZM245 170V171H246ZM106 171V170H105ZM127 171H129V170H127ZM130 171H131V169H130ZM148 171V170H147ZM155 171V170H154ZM157 171V170H156ZM161 171V170H160ZM171 171V170H170ZM194 171H196V170H194ZM233 171V170H232ZM231 171V172H232ZM259 171V170H258ZM47 172V171H46ZM93 172V171H92ZM101 172V171H100ZM107 172V171H106ZM123 172V171H122ZM135 172V171H134ZM143 172V171H142ZM151 172V171H150ZM198 173H199V171H197ZM217 172V171H216ZM235 172V171H234ZM53 173V172H52ZM58 173V172H57ZM104 173V172H103ZM124 174H125V177H126V173H128V172H123ZM131 173V172H130ZM148 173V172H147ZM146 173V174H147ZM154 173V172H153ZM156 173V172H155ZM181 173V172H180ZM190 173V172H189ZM138 174V173H137ZM144 174V173H143ZM145 174V175H146ZM177 174V173H176ZM208 174V173H207ZM222 174V173H221ZM226 174H228L229 175V172H228V170L226 171ZM233 174V173H232ZM246 174H248V172L246 173ZM257 174V173H256ZM121 175V174H120ZM129 175H131V174H129ZM129 175H128V177H129ZM139 175V174H138ZM163 175V174H162ZM180 176H181V174H179ZM183 175V174H182ZM192 175V174H191ZM190 175V176H191ZM220 175V174H219ZM227 175V176H228ZM235 175V174H234ZM124 176V175H123ZM132 176V175H131ZM136 176V175H135ZM175 176V175H174ZM186 176V175H185ZM218 176V175H217ZM257 176V175H256ZM142 177V176H141ZM168 177H170V176H168ZM179 176H177V178H178ZM187 177V176H186ZM194 176H192V178H193ZM197 177V176H196ZM195 177V178H196ZM199 177H201V176H199ZM198 177V178H199ZM206 177V176H205ZM208 177V176H207ZM220 177H221V175H220ZM233 177V176H232ZM238 177V176H237ZM240 177V176H239ZM244 176H242L241 178H243ZM251 177H252V175H251ZM264 177V176H263ZM127 178V177H126ZM171 178V177H170ZM173 178V177H172ZM181 178V177H180ZM179 178V179H180ZM191 178V179H192ZM194 178V179H195ZM203 178V177H202ZM217 178V177H216ZM222 178V177H221ZM225 178V177H224ZM246 178V177H245ZM111 179V178H110ZM120 179V178H119ZM138 180H139V178H137ZM143 179H145V178H143ZM159 179V178H158ZM157 179V180H158ZM185 179V178H184ZM184 179L182 180V181H184ZM190 179V178H189ZM218 179V178H217ZM129 180V179H128ZM136 180V179H135ZM163 180V179H162ZM164 180H166V179H164ZM248 180V179H247ZM258 180V179H257ZM101 181V180H100ZM145 181V180H144ZM168 181V180H167ZM180 181V180H179ZM178 181V182H179ZM188 181V180H187ZM201 181V180H200ZM199 181V182H200ZM229 181V180H228ZM238 181V180H237ZM98 182V181H97ZM118 182V181H117ZM195 182V181H194ZM227 182V181H226ZM235 182V181H234ZM244 182V181H243ZM254 182V181H253ZM111 183V182H110ZM129 183V182H128ZM150 183V182H149ZM222 183V182H221ZM233 183V182H232ZM148 184V183H147ZM185 184H187L186 182H185ZM215 184V183H214ZM225 184V183H224ZM126 185V184H125ZM153 185V184H152ZM148 186V185H147ZM183 186V185H182ZM111 187V186H110ZM123 187V186H122ZM132 187V186H131ZM118 188V187H117ZM129 188V187H128ZM186 188V187H185ZM192 188H194V187H192ZM236 188V187H235ZM234 188V189H235ZM116 189V188H115ZM114 189V190H115ZM130 189V188H129ZM211 189V188H210ZM113 190V189H112ZM114 190H113V192H114ZM125 190V189H124ZM189 190V189H188ZM201 190V189H200ZM203 190V189H202ZM205 190V189H204ZM209 190V189H208ZM111 191V190H110ZM135 191V190H134ZM108 192H109V190H108ZM201 192V191H200ZM209 192V191H208ZM217 192V191H216ZM222 192V191H221ZM232 192V191H231ZM116 193V192H115ZM114 193V194H115ZM128 193V192H127ZM210 193H213V192H210ZM209 193V194H210ZM225 193V192H224ZM109 194V193H108ZM140 194V193H139ZM138 194V195H139ZM117 195V194H116ZM198 195H199V192H198ZM233 195V194H232ZM132 195H130V197H131ZM135 196H137L136 194H135ZM142 196V195H141ZM226 196V195H225ZM234 196V195H233ZM108 197V196H107ZM114 197V196H113ZM126 196L124 195V198H125ZM130 197H128V199L130 198ZM145 197V196H144ZM200 197V196H199ZM198 197V198H199ZM116 198V197H115ZM132 198V197H131ZM209 198H210V196H209ZM141 199V198H140ZM143 199V198H142ZM206 199V198H205ZM205 199H203V200H205ZM123 200V199H122ZM121 200V201H122ZM144 200H145V198H144ZM146 200H147V198H146ZM105 201V200H104ZM115 201V200H114ZM119 201V200H118ZM134 201H136V200H134ZM206 201V200H205ZM208 201V200H207ZM212 201V200H211ZM226 201H228V200H226ZM132 202V201H131ZM137 202H138V199H137ZM201 202V201H200ZM210 202V201H209ZM224 202H225V200H224ZM231 202H232V200H231ZM146 203V202H145ZM207 204H208V202H206ZM115 204V203H114ZM206 204V207L208 206ZM211 204V203H210ZM111 205V204H110ZM120 205V204H119ZM124 205V204H123ZM133 205H136V203H133ZM219 205V204H218ZM221 205V204H220ZM114 206V205H113ZM143 206V205H142ZM227 206V205H226ZM109 207V206H108ZM121 207H123V206H121ZM125 207V206H124ZM129 207V206H128ZM141 207V206H140ZM145 207V206H144ZM197 207H199V206H197ZM225 207V206H224ZM235 207V206H234ZM117 208H118V206H117ZM126 208V207H125ZM151 208V207H150ZM114 209V208H113ZM133 209V208H132ZM131 209V210H132ZM147 209V208H146ZM204 209V208H203ZM222 209V208H221ZM220 209V210H221ZM110 210V209H109ZM125 210V209H124ZM148 210H150V209H148ZM213 210V209H212ZM262 211H264V210H262ZM128 212V211H127ZM134 212V211H133ZM132 212V213H133ZM218 212V211H217ZM129 213V212H128ZM143 213V212H142ZM164 213V212H163ZM218 214H220V213H218ZM153 216V215H152ZM113 218V217H112ZM138 218V217H137ZM149 218V217H148ZM142 219V218H141ZM150 219V218H149ZM153 219V218H152ZM256 219V218H255ZM134 220V219H133ZM144 220H146V219H143L142 221H144ZM160 220V219H159ZM158 220V221H159ZM6 221V220H5ZM257 221V220H256ZM138 222H140V220L138 221ZM155 222V221H154ZM253 222H255V221H253ZM150 223V222H149ZM164 223V222H163ZM260 223V222H259ZM2 224V223H1ZM10 224V223H9ZM134 224V223H133ZM136 224V223H135ZM145 224H147V223H145ZM151 225V224H150ZM260 225V224H259ZM7 226H8V224H7ZM153 226V225H152ZM256 226V225H255ZM145 227V226H144ZM7 228V227H6ZM140 228V227H139ZM154 228V227H153ZM182 228V227H181ZM150 229H152V228H150ZM179 229H180V227H179ZM4 230V229H3ZM99 230H101V229H99ZM137 230H139V229H137ZM136 230V231H137ZM143 230V229H142ZM160 230V229H159ZM184 230V229H183ZM12 231V230H11ZM141 231V230H140ZM186 231H188V230H186ZM158 232H160V231H158ZM185 232V231H184ZM131 233H133L132 231H131ZM111 234V233H110ZM152 234H154V233H152ZM133 235V234H132ZM146 235V234H145ZM148 235V234H147ZM180 235H181V233H180ZM149 237V236H148ZM147 237V238H148ZM177 238H178V236H177ZM134 239V238H133ZM179 239V238H178ZM181 239V238H180ZM176 240V239H175ZM184 240V239H183ZM136 242V241H135ZM139 242V241H138ZM178 242H179V240H178ZM182 242V241H181ZM186 242V241H185ZM137 243V242H136ZM176 243V242H175ZM187 243V242H186ZM177 244V243H176ZM174 246V245H173ZM182 246V245H181ZM171 247V246H170ZM169 247V248H170ZM175 247V246H174ZM179 247H180V245H179ZM182 247H184V246H182ZM173 248V247H172ZM182 249H184L185 250V248H182ZM180 250V249H179ZM85 251H86V249H85ZM151 251V250H150ZM152 252V251H151ZM172 252H173V250H172ZM184 252V251H183ZM154 253H155V251H154ZM153 254V253H152ZM45 255V254H44ZM172 255V254H171ZM184 255V254H183ZM46 257V256H45ZM44 257V258H45ZM116 257V256H115ZM150 257V256H149ZM43 258V259H44ZM121 258H123V257H121ZM171 258V257H170ZM179 259H180V257H178ZM152 259H153V257H152ZM20 260V259H19ZM22 260V259H21ZM41 260V259H40ZM103 260V259H102ZM46 261V260H45ZM107 261V260H106ZM114 261V260H113ZM121 261H122V259H121ZM177 261V260H176ZM174 262V261H173ZM22 263V262H21ZM44 263V262H43ZM56 263V262H55ZM54 263V264H55ZM180 263V262H179ZM182 263V262H181ZM42 264V263H41ZM102 264V263H101ZM174 264V263H173Z\"/></svg>","mask_w":264,"mask_h":264}]
</instances>
